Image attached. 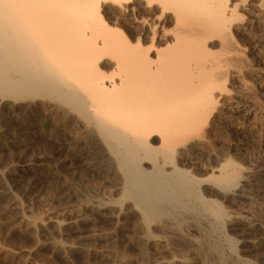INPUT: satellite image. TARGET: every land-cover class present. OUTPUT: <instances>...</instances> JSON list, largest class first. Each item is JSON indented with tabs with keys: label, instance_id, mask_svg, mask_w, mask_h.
<instances>
[{
	"label": "bare ground",
	"instance_id": "obj_1",
	"mask_svg": "<svg viewBox=\"0 0 264 264\" xmlns=\"http://www.w3.org/2000/svg\"><path fill=\"white\" fill-rule=\"evenodd\" d=\"M241 1L244 2L0 0V102L5 106L7 123L14 124L18 114H22L23 125L28 124V117L33 116V112L42 110L53 114L55 122L50 123L44 118L42 124L51 126L54 139L82 159L91 156L106 161L107 169H97L106 178L116 181L112 189L118 193L117 196L109 195L116 197L109 198V203L118 205L130 201L141 213V221L145 224L160 221L167 230L179 233L180 223L186 215L200 220L203 212L208 213L213 220L209 219L207 233L202 236L208 251L214 255L212 264H229L215 234L214 220L223 217V210L216 201L208 198V193L205 196L202 185L206 178L197 177L185 167L195 165L193 156L205 157L211 167L208 170L211 171L208 177L211 183L221 188L239 186V192L244 191L246 179L239 176L240 169L236 170L228 159L225 158L218 168V163L211 164L219 160L216 153L220 155L223 150L220 153L211 150L206 130L213 118H221L224 106L233 104L232 98L221 101L228 96L224 85L227 71L223 67L219 70V73L226 72L221 80L217 68L233 57L230 55L236 49L234 34L247 29V21L241 17L244 13H240L244 5L239 3ZM251 3L256 11H264V0H251ZM121 21L135 29L134 36L124 28L125 25H120ZM156 37L164 40V47L157 43L155 46ZM213 40L219 43V54L210 49ZM240 56L238 59H242ZM234 106L238 104L227 108ZM73 130H79L84 147L86 144L90 149L72 141ZM105 202L108 204L105 200L104 206ZM90 203L91 206L95 204ZM185 228L181 234L187 231V226ZM222 236L233 251V239ZM176 237L178 239V235ZM180 238L179 241L183 239ZM183 260L179 258L174 263L183 264Z\"/></svg>",
	"mask_w": 264,
	"mask_h": 264
},
{
	"label": "rangeland",
	"instance_id": "obj_2",
	"mask_svg": "<svg viewBox=\"0 0 264 264\" xmlns=\"http://www.w3.org/2000/svg\"><path fill=\"white\" fill-rule=\"evenodd\" d=\"M239 3L245 5V8H243L244 5L241 6L240 13H244L241 17L247 21L245 25L247 29L243 31L244 33L234 34L233 43L235 42L236 49L235 54L233 52L234 55L230 56L235 58L229 57L232 62L227 65L229 60L226 59V63H221L220 69L217 68V74L221 76V80L227 74L224 85L228 96H224L221 101L227 102V98H232L230 101L233 104L224 106L226 110L223 108L221 118H213L212 122L210 121L211 123L206 126V130L207 137L210 139L208 140L212 144L211 150L215 153H220L223 150L220 155L216 153L219 160L213 161L211 164L218 163L216 166L218 168L225 162V158L228 159L235 165L236 170L240 169L239 176H244L243 178L246 179L242 188L244 191L239 192L241 190L239 186L221 188L211 183L208 178L211 175V171H208L211 167L205 157L193 156L195 165L185 168H190L189 170H192L191 172L199 178H206L202 185L205 196L207 197L208 193V198L216 201L223 210V217L220 220H214L217 227L215 234L228 263L264 264V11L258 12L253 9L251 0ZM120 25L122 27L125 25L124 28L134 36L135 29L130 27L127 22L121 21ZM164 26L167 31V22ZM156 38L155 46L157 43L164 47V40ZM146 44L148 45V42ZM215 45L218 47L215 48ZM209 46L212 52L217 53L219 50L220 53V46L216 40L210 42ZM239 56L242 59H238ZM222 58L224 60L225 56ZM236 60L242 61L237 63ZM221 68L225 69L227 73L224 70L219 73ZM245 103L248 105H244ZM235 104L238 106L227 108ZM0 107V137L3 136L2 139L0 138V142H4V144H0V264H175L174 260L179 258L183 260L184 257L183 264H209L206 263L209 261L212 264L214 262V255L208 251L203 239L207 233L206 229H208L207 222L209 219L213 220L208 213L203 212L200 220L197 219L198 221L192 216H190V220V217L186 215L183 222L180 223L179 233L167 230V227L160 221L145 224L141 221V213L133 207L130 201H125L126 203L123 202V204L118 203V205L109 203V200L116 198L114 196H117L118 193L112 189L116 181L106 178L104 173L98 170L108 168V164H105L106 161L91 158V156L82 159V156L74 152V154L70 153L64 145L54 139L51 126L42 124L44 118H48L50 123L55 122L56 118L53 117V114L42 110L43 113L33 112L36 116L28 117L30 120L28 124L24 125L21 121L22 114L21 116L18 114L16 122L11 124L7 123L8 116L4 114L6 113L5 106L1 102ZM78 131H72L71 136L74 138L71 137L72 141L84 147L82 135ZM44 137L48 141L47 143ZM84 148L90 149L86 144ZM223 154L224 158L221 157ZM75 155L77 158H73L76 157ZM203 162L204 164H202ZM204 173H208V175H204ZM109 195L114 196L111 198ZM90 200L97 206L95 204L91 206ZM95 200L97 203L107 200L108 204L105 202L104 206V203L101 205L98 203V206ZM161 225L164 227L161 228ZM202 225L205 227L204 229ZM186 226L187 231H182L181 234V230H185ZM172 233L173 235H171ZM219 233L233 239V251L228 248L229 246ZM177 235L178 239L183 238H180L181 242L177 239ZM200 238L204 242L198 241ZM168 240L170 243H167ZM198 242L200 246H198ZM224 245L225 248H223ZM173 246L175 247L173 248ZM175 252L179 254L177 255ZM209 256H212L211 259ZM241 260L242 263H239Z\"/></svg>",
	"mask_w": 264,
	"mask_h": 264
},
{
	"label": "snow or ice",
	"instance_id": "obj_3",
	"mask_svg": "<svg viewBox=\"0 0 264 264\" xmlns=\"http://www.w3.org/2000/svg\"><path fill=\"white\" fill-rule=\"evenodd\" d=\"M129 7H130V5H129Z\"/></svg>",
	"mask_w": 264,
	"mask_h": 264
}]
</instances>
